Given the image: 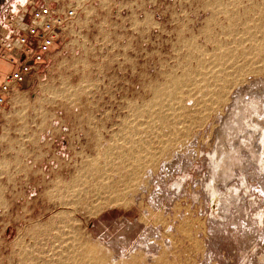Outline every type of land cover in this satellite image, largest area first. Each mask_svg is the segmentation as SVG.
Here are the masks:
<instances>
[{"label": "rangeland", "instance_id": "obj_1", "mask_svg": "<svg viewBox=\"0 0 264 264\" xmlns=\"http://www.w3.org/2000/svg\"><path fill=\"white\" fill-rule=\"evenodd\" d=\"M42 1L53 9L74 4L81 12L0 115V264H72L70 253L93 247L108 264H264L259 163L242 150L241 169L227 184L236 199L224 218H214L218 210L204 187L233 101L243 100L236 109H244L257 96L264 99L258 39L244 44L250 55L235 56L237 66L256 62L258 70L241 72L244 83L214 112L201 94L210 87L190 98L187 76L178 109L167 116L153 108L156 89L171 74L185 73L191 51L210 63L233 47L228 29L243 32L263 22L264 0H238L234 7L229 0ZM213 2L235 8L233 26ZM226 67L236 71L232 63ZM166 143L171 148L159 154ZM120 193L121 199L114 196Z\"/></svg>", "mask_w": 264, "mask_h": 264}, {"label": "bare ground", "instance_id": "obj_2", "mask_svg": "<svg viewBox=\"0 0 264 264\" xmlns=\"http://www.w3.org/2000/svg\"><path fill=\"white\" fill-rule=\"evenodd\" d=\"M239 1L238 0H229V6L230 7H234L235 5H237ZM214 3V2H213ZM225 3V2H224ZM220 2H215L213 5L215 6H220V9L223 13H225V16H229V22L230 25L233 26L235 24V22L237 21L235 18L236 15L235 13H233L232 10H234L233 8H231L232 10L229 11L230 7L226 4V5H220ZM241 4V3H240ZM241 7V6H240ZM252 7V6H251ZM257 7V6H256ZM255 7V8H256ZM248 8V7H247ZM246 9V8H245ZM253 9V8H252ZM261 9V10H260ZM260 13L261 16H264L262 14H264V8H260ZM249 10V9H248ZM247 11V10H246ZM256 11V10H255ZM238 12V11H237ZM239 13V12H238ZM240 14V13H239ZM253 14V13H252ZM248 15V12L247 14ZM227 16V17H228ZM241 16V15H240ZM253 16V15H250ZM244 17V16H243ZM246 17V16H245ZM244 17V18H245ZM256 17V16H255ZM254 17V18H255ZM247 18V17H246ZM249 18V17H248ZM261 18V17H260ZM242 19V18H241ZM257 19V18H255ZM263 19V18H262ZM261 20V19H260ZM241 21V20H240ZM246 21V20H245ZM257 21V20H256ZM243 22V21H242ZM246 23V22H245ZM248 23V22H247ZM250 23V22H249ZM248 23V24H249ZM228 24V22H227ZM251 24V23H250ZM229 26V25H228ZM230 26V27H231ZM236 26V25H235ZM239 26V24H238ZM242 26V25H241ZM250 26V25H249ZM253 26V25H252ZM249 27L246 28L244 27L243 32H237L236 28L232 29H226L227 33L230 35L232 34L234 36L233 41H232V46L230 47L228 52L223 55V56H217L215 57V59H213L210 63H206L205 61H203L200 56H193L194 52L191 51V56L190 57L192 59V62L190 60V58H188V64L185 67V70L183 69V71H185V73L180 75H176V74H171L169 76L167 86L165 85L162 88L156 89V93L157 95L155 96V98L157 97V104L153 107L155 109L157 108L159 110V108L162 110V114L164 115L165 113H163V111H166L167 116H168V112H174L176 109L179 108L180 102L182 101V99L180 98L181 95V88L184 87L185 85V77L187 76L188 81L191 82V86H190V90H188V95H190L191 98V93L195 91V93H201L203 87H210V90L208 92H202V96L203 97H207V99L204 101V107H206V109L208 110H212L213 106L215 104H219L222 103L225 100V97L227 96V94L235 88H237L238 86H240L241 84V76H243L241 74V72L245 73V72H249V71H256L258 70L255 63H249V64H243V65H236L237 64V58L235 57L237 54H242L243 56H248L250 55V52H252V48L251 47H245L244 44L249 42L250 40H256L258 39V49L264 51V21L261 22L260 24H256L253 28ZM211 27V26H210ZM240 28V27H239ZM242 29V28H241ZM224 30V29H223ZM235 30V31H234ZM251 42V41H250ZM253 42V41H252ZM194 43V42H193ZM224 43V42H223ZM249 44V43H248ZM191 47H193V45L189 44V49L191 50ZM193 50L194 47H193ZM190 52V51H189ZM197 52V51H196ZM200 52V51H199ZM241 56V55H240ZM187 58V57H186ZM236 59V60H235ZM244 59V58H243ZM264 59V57H263ZM251 60V59H250ZM187 62V61H186ZM229 63H232L233 65V69H235L236 71H229V68L226 67L229 65ZM257 64V63H256ZM260 64V63H259ZM264 65V64H262ZM231 66V65H230ZM237 66V67H236ZM235 67V68H234ZM232 68V67H230ZM182 70V69H181ZM232 70V69H230ZM179 74V73H178ZM260 77V76H259ZM258 81V80H257ZM243 82V81H242ZM244 83V82H243ZM261 83V82H260ZM264 84V82H263ZM262 83L260 84L261 86L263 85ZM255 85V84H254ZM259 85V86H260ZM186 86V85H185ZM252 86V85H251ZM187 87V86H186ZM202 87V88H201ZM255 87V86H253ZM241 88V87H240ZM260 88V87H259ZM248 89V88H247ZM233 91V90H232ZM246 91V90H245ZM234 92V91H233ZM239 92V91H238ZM236 93V92H235ZM242 93V92H241ZM240 93V95H241ZM194 94V93H193ZM230 94V93H229ZM243 94V93H242ZM247 94V93H246ZM250 94V93H249ZM247 94V96L249 95ZM256 94V93H254ZM195 95V94H194ZM194 95H192V98H196L194 97ZM244 95V94H243ZM261 95V94H260ZM196 96V95H195ZM246 96V97H247ZM252 96V95H250ZM255 96V95H254ZM264 96V95H263ZM262 96V97H263ZM183 97V96H181ZM234 97V96H233ZM239 97V96H238ZM245 97V95H244ZM249 97V96H248ZM254 98V97H253ZM256 98V97H255ZM257 96V99L253 102H247L245 107V111L242 107H239L236 109V105L241 103L243 105V100H239V98H237L236 101H233L234 103L231 106V112L230 114H228L229 120L227 122V125H223L222 127L225 126L223 132H222V136L220 137V142L219 144L216 146L214 151L213 156L210 158L211 159V172L208 178L207 183L205 184L206 186H204L206 189L205 191H207V194L209 196L210 202H211V206L213 208H217L218 210V214L216 216H214V218L217 217H222L224 218V214H226L227 212H229V206L231 204V200L232 199H236L235 194L236 190L233 188H228V182L229 180H231L230 178L233 176L235 170L237 171V168H240L241 166V162L244 159L242 157V150H246L247 153L246 155L248 156L249 159L259 163V169L261 171V173H264V99L263 98H259ZM198 99V98H197ZM243 99V96H242ZM156 100V99H155ZM194 100V99H193ZM229 100V99H228ZM246 100V99H245ZM153 101V100H152ZM202 102V101H201ZM200 103V102H198ZM151 105V104H149ZM167 105V106H166ZM241 105V106H242ZM147 105H145L146 107ZM198 106V105H197ZM240 106V105H239ZM148 109H150V106H147ZM238 107V106H237ZM244 107V106H243ZM151 108V109H153ZM199 108V107H198ZM216 108V107H214ZM146 109V111L148 110ZM150 109V110H151ZM197 109V108H196ZM218 109V108H217ZM217 109H215L217 111ZM144 110V109H143ZM194 110V109H193ZM214 110V109H213ZM212 110V111H213ZM237 110V112H236ZM137 111V110H136ZM140 111V110H139ZM149 111V110H148ZM157 111V110H156ZM200 111V110H199ZM142 111H140L141 113ZM145 112V110H144ZM195 112V111H194ZM211 112V111H210ZM214 112V111H213ZM147 113V112H146ZM158 112H156L157 114ZM199 113V112H198ZM137 114V113H136ZM142 114V113H141ZM181 114V113H180ZM179 114V116H180ZM201 114V113H200ZM138 115V114H137ZM188 115V114H187ZM195 115V114H194ZM198 115V114H197ZM161 115H159L158 117L160 118ZM166 116V117H167ZM170 117H172L169 114ZM200 116V115H199ZM210 116V115H209ZM157 118V116H155ZM165 117V116H164ZM162 117V118H164ZM201 117V116H200ZM203 117V116H202ZM205 117V116H204ZM140 118V117H139ZM150 118V117H149ZM152 118V117H151ZM158 120H162L159 119ZM175 118V117H174ZM186 118V117H185ZM191 118V117H190ZM171 119V118H170ZM200 119V118H199ZM203 119V118H202ZM205 119V118H204ZM228 119V118H227ZM156 120V119H155ZM157 120V121H158ZM196 121V120H195ZM204 121V120H203ZM224 121V120H223ZM165 122V121H164ZM161 123V124H165V123ZM188 122V121H187ZM206 122V121H205ZM173 123V122H172ZM182 124V122L180 123V125ZM225 124V123H224ZM137 125V124H136ZM135 125V126H136ZM148 125V124H147ZM150 125V124H149ZM166 125V124H165ZM185 125V124H184ZM187 125V124H186ZM194 125V124H193ZM198 125V124H197ZM200 125V124H199ZM163 126V125H162ZM172 126V125H171ZM131 127V125H130ZM153 127V126H152ZM156 127V126H155ZM166 127V126H165ZM164 127V128H165ZM168 127V126H167ZM179 127V126H178ZM132 128V127H131ZM134 128V127H133ZM171 128V127H170ZM176 128V127H174ZM189 128V127H188ZM200 128V127H199ZM249 128V129H248ZM167 130V129H165ZM131 131V130H130ZM146 131V130H145ZM173 131V130H172ZM177 131V129H176ZM179 131V130H178ZM175 132V133H178ZM170 132V131H169ZM190 132V131H189ZM131 133V132H129ZM136 133V132H135ZM171 133V132H170ZM181 133V132H180ZM133 134V132H132ZM172 134V133H171ZM184 134V133H183ZM241 134V135H240ZM177 135L178 134H174ZM181 135V134H180ZM179 135V137H181ZM186 135V134H185ZM132 136V135H131ZM184 136V135H182ZM133 137V136H132ZM178 137V138H179ZM186 137V136H185ZM131 139V138H130ZM129 139V140H130ZM181 139V138H180ZM219 139V138H218ZM128 140V141H129ZM132 140V139H131ZM176 140V139H175ZM191 140V139H190ZM179 141V140H178ZM130 142V141H129ZM159 142V141H158ZM177 142V141H176ZM190 142V141H189ZM188 142V143H189ZM218 142V141H217ZM163 143V142H162ZM172 143V139L171 142ZM168 143H166V145H164L163 147L160 148L159 154H166L167 149L169 148L170 145H168ZM185 143V142H184ZM138 144V143H137ZM173 145V144H172ZM174 147V146H173ZM176 147V146H175ZM123 148V147H122ZM141 148V147H140ZM171 148V146H170ZM120 149V148H119ZM175 149V148H174ZM130 150V149H129ZM135 152V148L133 149ZM125 151V150H123ZM128 151V150H127ZM145 151V149H144ZM148 151V150H146ZM151 151V150H150ZM155 151V150H154ZM126 152V151H125ZM132 153V151H130ZM133 152V155H135ZM138 152V151H137ZM130 153V154H131ZM213 153V152H212ZM116 154V153H115ZM120 154V153H119ZM124 154V153H123ZM151 154H153L151 152ZM128 154H126L127 156ZM132 155V156H133ZM139 155V154H138ZM141 155V154H140ZM145 155V152H144ZM245 155V154H243ZM131 156V155H130ZM131 156V157H132ZM172 156V155H171ZM211 156V155H210ZM124 157V156H123ZM130 157V158H131ZM138 157V156H137ZM141 157V156H140ZM138 157V158H140ZM147 157V156H146ZM150 162H152L153 158H155L153 155L150 156ZM157 157V156H156ZM166 157V156H165ZM134 158V157H133ZM149 158V157H147ZM144 159V158H143ZM152 159V160H151ZM159 159V158H158ZM128 160V159H127ZM250 160V161H251ZM125 161V160H124ZM134 161V160H133ZM154 161V160H153ZM159 161V160H158ZM166 161V160H165ZM140 162V160H139ZM142 162V160H141ZM160 162V161H159ZM132 163V162H131ZM135 163H138L135 162ZM143 163V162H142ZM148 163V161H147ZM125 164V163H124ZM127 164V163H126ZM140 164V163H138ZM153 164H155L153 162ZM159 164V163H158ZM144 165V164H143ZM142 165V167H143ZM149 165V164H148ZM148 168L149 169V167ZM151 165V164H150ZM160 165V164H159ZM257 165V164H256ZM145 166V165H144ZM155 166V165H154ZM258 166V165H257ZM131 167V166H130ZM133 167V166H132ZM141 167V166H140ZM167 167V166H166ZM137 168V166H136ZM135 168V169H136ZM152 169V168H151ZM241 169V168H240ZM139 171L134 172L137 173L134 175V181H136V183H139L141 180L140 177V168L138 169ZM146 170V169H145ZM111 172V171H110ZM239 172V171H238ZM241 173V172H240ZM114 174V173H113ZM118 174V173H117ZM109 175V174H108ZM142 175V173H141ZM130 176L132 177L133 175L130 174ZM236 176V175H235ZM243 176V174H242ZM129 177V176H128ZM127 177V179H129ZM237 177V176H236ZM245 177V176H243ZM107 178V177H106ZM133 179V178H131ZM233 179V178H232ZM126 180V179H125ZM124 180V181H125ZM127 181V180H126ZM125 181V182H126ZM241 181V178H240ZM114 182V181H113ZM129 182V181H128ZM243 182V181H242ZM241 182V183H242ZM115 184V183H114ZM117 184V182H116ZM127 184V183H124ZM130 184V183H129ZM135 184V183H134ZM222 185L225 187V190L222 191L219 188V185ZM111 185V184H110ZM133 185V183L131 184ZM245 185V184H243ZM128 186V185H126ZM236 186V185H235ZM109 187V186H108ZM124 187V186H123ZM131 190H134V188L132 189L131 186H129ZM139 187V186H138ZM244 187V186H243ZM235 188V187H234ZM110 189V188H109ZM139 189V188H138ZM239 189V188H238ZM248 189V188H247ZM246 190V188H245ZM116 189L112 192H115ZM128 191V190H127ZM238 191V190H237ZM123 192V191H122ZM129 192V191H128ZM135 192V191H134ZM150 193V192H149ZM120 194L114 195L117 196V198H120ZM112 196V195H111ZM109 197V196H108ZM122 197V196H121ZM111 198V197H110ZM114 198V197H113ZM128 198V197H127ZM121 199V198H120ZM116 200V198H115ZM108 201V200H107ZM114 201V200H113ZM117 201V200H116ZM122 201V200H120ZM118 202V201H117ZM124 203V202H123ZM141 207V206H140ZM126 208V207H125ZM215 208V209H216ZM141 209V208H140ZM153 210V209H152ZM151 211V210H150ZM216 211V210H214ZM148 212V211H147ZM164 212V211H163ZM217 213V211L215 212ZM223 213V214H222ZM163 214V213H162ZM213 214V213H212ZM262 214V213H261ZM151 215V214H150ZM162 220V218L160 219ZM159 221V220H156ZM150 223V222H149ZM155 223V221H154ZM159 223V222H158ZM164 223V222H163ZM157 224V223H156ZM189 224V223H188ZM158 225V224H157ZM156 225V226H157ZM160 225V224H159ZM168 225V224H167ZM165 226V225H164ZM183 226V225H182ZM180 227V226H179ZM178 228V227H177ZM184 228H186L184 226ZM181 229V228H180ZM186 230V229H185ZM184 230V231H185ZM183 230L181 229L180 232H182ZM186 232V231H185ZM183 232V233H185ZM163 233V232H162ZM187 233V232H186ZM185 233V234H186ZM182 235V234H181ZM166 236V234H165ZM170 236V235H168ZM167 237V236H166ZM188 237V236H187ZM164 238V237H163ZM169 238V237H167ZM169 240V239H168ZM164 241V240H163ZM190 242V241H189ZM63 246V245H62ZM68 246V245H67ZM83 248V247H82ZM90 248V246H89ZM84 249V248H83ZM199 250V249H198ZM81 251V250H80ZM75 252V253H70V255L67 257L69 258V260H73L72 264H108L107 263V258L106 257H101L97 255V251L96 248H91L87 251L84 252ZM99 251V249H98ZM165 251V250H164ZM166 253V251H165ZM166 255V254H164ZM67 260V259H66ZM66 262V261H65ZM69 262V261H68ZM68 264V263H67Z\"/></svg>", "mask_w": 264, "mask_h": 264}, {"label": "built area", "instance_id": "obj_3", "mask_svg": "<svg viewBox=\"0 0 264 264\" xmlns=\"http://www.w3.org/2000/svg\"><path fill=\"white\" fill-rule=\"evenodd\" d=\"M81 12L70 4L53 9L46 2L27 0L15 10L0 8V60L12 67L0 82V115L10 108L12 95L41 72L52 49L67 39Z\"/></svg>", "mask_w": 264, "mask_h": 264}, {"label": "crops", "instance_id": "obj_4", "mask_svg": "<svg viewBox=\"0 0 264 264\" xmlns=\"http://www.w3.org/2000/svg\"><path fill=\"white\" fill-rule=\"evenodd\" d=\"M0 1H1L0 8L9 3H13V5L15 6V10L23 7L27 2V0H0ZM11 70H12L11 66L0 60V82L2 81L4 75Z\"/></svg>", "mask_w": 264, "mask_h": 264}]
</instances>
